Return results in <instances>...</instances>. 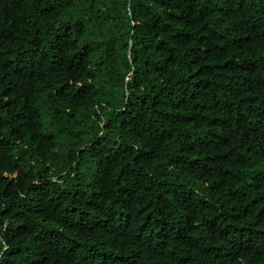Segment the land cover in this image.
Here are the masks:
<instances>
[{"label":"trees","instance_id":"obj_1","mask_svg":"<svg viewBox=\"0 0 264 264\" xmlns=\"http://www.w3.org/2000/svg\"><path fill=\"white\" fill-rule=\"evenodd\" d=\"M0 264H264V0H0Z\"/></svg>","mask_w":264,"mask_h":264}]
</instances>
